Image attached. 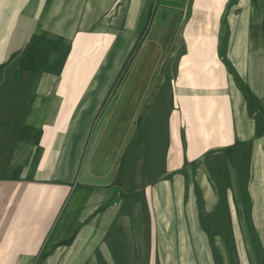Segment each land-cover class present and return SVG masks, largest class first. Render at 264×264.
<instances>
[{
  "label": "crops",
  "instance_id": "obj_1",
  "mask_svg": "<svg viewBox=\"0 0 264 264\" xmlns=\"http://www.w3.org/2000/svg\"><path fill=\"white\" fill-rule=\"evenodd\" d=\"M225 223L259 264L264 0H0V264H233Z\"/></svg>",
  "mask_w": 264,
  "mask_h": 264
},
{
  "label": "rangeland",
  "instance_id": "obj_2",
  "mask_svg": "<svg viewBox=\"0 0 264 264\" xmlns=\"http://www.w3.org/2000/svg\"><path fill=\"white\" fill-rule=\"evenodd\" d=\"M214 221H216L218 223L219 220L217 219V220H214ZM224 221H230V220L224 219ZM206 226H207V228L209 230H211L210 229L211 226H212V219L211 218H209L207 220ZM224 226L225 227H221L219 229L215 228V229L216 230H222L224 233L226 232V234H224L225 236H215V238L217 237L218 239H221V238L224 239V241H225L224 244H226V246L229 248L228 253L230 255V258L232 259V263L235 264L236 260L239 259L241 253L239 252V250L235 249V247H236L235 243H232V241L235 242L236 236H234L233 233L230 234L232 230H228V227H227L226 223L224 224ZM225 230H228V231H225ZM164 239H166V236H164ZM256 239H257V237H254V241H255L254 242V247L255 248H257V245L259 246V244L257 243ZM250 240L248 238V241H250ZM231 243L234 245V247H232V248H231V246H232ZM151 246L152 245L150 244L149 247H151ZM260 246L262 247V244ZM163 251H164V249H163ZM155 253L157 254V257H155ZM246 253H247V256H248V260H252V253H254V255L257 257L256 260H259V264H264V256H263V251L261 250V248H260V250H256L254 252L250 251V252H246ZM148 254H149V257H153L154 258L153 260L158 259V262H159V258L160 259L163 258V260L167 258V256H165V255L163 256L164 253L162 254V251L160 252L159 248H158V250H149ZM244 258H245V254H244ZM221 260H222V257L221 256H217V263H219ZM239 264H240V261H239Z\"/></svg>",
  "mask_w": 264,
  "mask_h": 264
}]
</instances>
